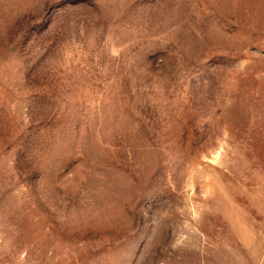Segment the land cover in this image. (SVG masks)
<instances>
[{
  "label": "rangeland",
  "instance_id": "1",
  "mask_svg": "<svg viewBox=\"0 0 264 264\" xmlns=\"http://www.w3.org/2000/svg\"><path fill=\"white\" fill-rule=\"evenodd\" d=\"M0 264H264V0H0Z\"/></svg>",
  "mask_w": 264,
  "mask_h": 264
}]
</instances>
